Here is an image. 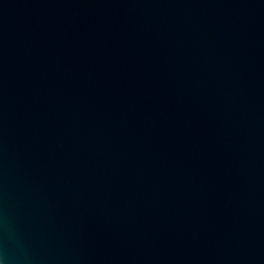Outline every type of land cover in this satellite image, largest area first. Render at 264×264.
<instances>
[{"label": "water", "instance_id": "1", "mask_svg": "<svg viewBox=\"0 0 264 264\" xmlns=\"http://www.w3.org/2000/svg\"><path fill=\"white\" fill-rule=\"evenodd\" d=\"M0 264H264V0H0Z\"/></svg>", "mask_w": 264, "mask_h": 264}]
</instances>
